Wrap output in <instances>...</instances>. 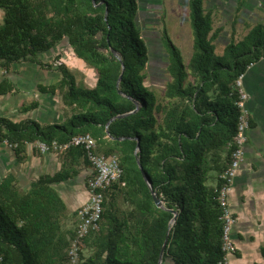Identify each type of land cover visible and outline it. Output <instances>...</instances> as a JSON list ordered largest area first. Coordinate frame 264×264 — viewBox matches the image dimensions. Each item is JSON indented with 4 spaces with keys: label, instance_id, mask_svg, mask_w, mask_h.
Here are the masks:
<instances>
[{
    "label": "trees",
    "instance_id": "1",
    "mask_svg": "<svg viewBox=\"0 0 264 264\" xmlns=\"http://www.w3.org/2000/svg\"><path fill=\"white\" fill-rule=\"evenodd\" d=\"M140 2L0 0L2 67L22 60L42 64L40 53L68 40L97 74L93 88L79 87L67 65L45 63L61 74L51 89L61 92L71 115L46 126L0 116V140L17 142L14 149L20 153L28 142L63 143L89 132L100 152L119 154L123 174L104 192L99 227L83 238L78 264H159L167 236L162 264H218L224 255L220 175L230 164V143L238 132L235 81L259 57L264 30L254 29L218 52L217 2L205 7V0H187L193 52L186 63L163 27L168 78L158 90L146 83L151 56L138 22ZM120 114L127 115L107 129ZM83 160L92 167L85 148L73 146L59 172L40 177L28 189L12 173L0 181V264H74L69 248L77 234V213L88 199L73 213L55 184L73 177ZM138 160L168 209L156 205ZM172 210L179 215L169 231Z\"/></svg>",
    "mask_w": 264,
    "mask_h": 264
},
{
    "label": "crops",
    "instance_id": "2",
    "mask_svg": "<svg viewBox=\"0 0 264 264\" xmlns=\"http://www.w3.org/2000/svg\"><path fill=\"white\" fill-rule=\"evenodd\" d=\"M221 1V9L218 7L214 13V17L219 13L223 18L218 52H223L232 40L239 43L254 29L264 30V0ZM258 54L245 76V87L251 96V128L245 161L231 195L237 218L233 231L237 251L230 256L229 264H264V48ZM54 74L55 70L43 61L40 64L22 60L8 68L0 65V116L17 123L33 119L43 126L64 123L71 114L65 113L67 106L61 92L51 89L61 78V74ZM58 95H61L60 103L56 99ZM64 159L65 153L43 154L29 146L17 153L0 140V181L12 173L17 184L28 189L40 177L59 172ZM75 169L77 173L73 177L55 184L73 213L87 201L88 179L94 174V169L84 160Z\"/></svg>",
    "mask_w": 264,
    "mask_h": 264
},
{
    "label": "built area",
    "instance_id": "3",
    "mask_svg": "<svg viewBox=\"0 0 264 264\" xmlns=\"http://www.w3.org/2000/svg\"><path fill=\"white\" fill-rule=\"evenodd\" d=\"M249 67L250 65L246 68V71ZM246 71L242 72L235 81V88L238 92L236 100L239 111L238 132L230 143L232 148L230 164L220 175L217 199L222 223L221 247L224 255L218 264H229L230 256L237 251V244L233 237L237 218L232 209L231 195L234 190L235 179L245 161V147L248 140V132L251 128V112L249 108L251 96L245 87ZM10 146L16 148L18 143H10ZM27 146L36 148L43 154L53 151L65 153L73 146H82L86 150L87 158L92 165V169H94V174L88 179L89 198L87 203L77 213V234L71 240L69 248L72 263L78 264L83 238L91 230L99 227V220L103 211L104 192L115 181H118L123 174L119 154L100 152L96 138L89 132L75 134L70 140L63 143L58 140H53L51 144L36 141L34 143L28 142Z\"/></svg>",
    "mask_w": 264,
    "mask_h": 264
},
{
    "label": "rangeland",
    "instance_id": "4",
    "mask_svg": "<svg viewBox=\"0 0 264 264\" xmlns=\"http://www.w3.org/2000/svg\"><path fill=\"white\" fill-rule=\"evenodd\" d=\"M146 1L142 0V2H140L141 8L138 17V22L141 27H143V35L150 47L151 60L149 62V68L151 76L148 78L146 83L153 84V87L158 88L159 90L164 87L168 78V55L161 42V31L165 26L168 28L171 37L182 50L185 62L189 63L193 52V34L189 20L190 13L187 0H160V2L158 0ZM216 2L219 9H221V0H215L213 3H207V0H205V7H213ZM2 14L3 12L0 11V17ZM213 18L216 28L223 24V18L219 13L217 16H213ZM218 45L219 44L217 43V46ZM219 52L222 51L219 50ZM39 56L45 63H51L56 66L61 63L67 65L76 76L77 82L80 85L79 87L84 86L93 88L96 85L97 74L95 69L88 66L83 60L74 54L68 40L63 41L61 44L55 46L49 51L40 53ZM54 70L56 72V74H54L55 76L60 74L57 69ZM189 79L193 80L192 77ZM161 91L162 90H160V93H162ZM56 99L60 103L61 95L56 96ZM65 113L69 116L71 114V109L65 107ZM59 155L62 156L63 153H59ZM74 219L75 218L71 219V224L75 222Z\"/></svg>",
    "mask_w": 264,
    "mask_h": 264
},
{
    "label": "water",
    "instance_id": "5",
    "mask_svg": "<svg viewBox=\"0 0 264 264\" xmlns=\"http://www.w3.org/2000/svg\"><path fill=\"white\" fill-rule=\"evenodd\" d=\"M94 1H95V0H94ZM107 12H108V10L106 11V17H107ZM113 52H114V53L120 58L118 52H117L115 49H113ZM122 64H123V70H124V69H125V65H124L123 62H122ZM122 78H123V73H122V74L120 75V77H119V80H118V83H117L118 87H119V85H120V82H121ZM139 107H140V106H139V103H138V104H137V108H136L134 111H137V110L139 109ZM125 115H127V114H120V115H116V116H114L113 118H111V119L109 120V122L107 123V129H108L109 125H110L114 120H116L117 118L124 117ZM107 132H108V130H107ZM111 138H113V137H111ZM124 138H125V137H119V138H117V139H119V140H123ZM139 148H140V140L138 139V146H137L136 152L139 150ZM138 162H139L140 168H141V170H142L143 176H144L145 180L147 181V183H148L149 186H150V189H151V192H152V195H153V198H154V201H155L156 205H157L159 208L168 209V208L166 207L165 202L163 201V199L159 196V194L157 193V191H156L155 189H153L152 184H151V182H150V179H149L147 173L145 172V170L143 169V166L141 165V162H140L139 160H138ZM172 212H173V214H174V217L172 218V220H171V222H170L169 231H170L171 226L174 224V222L176 221V219H177V217H178V215H179V212H178L177 210H172ZM168 234H169V233H168ZM167 245H168V236H167V238H166V240H165V242H164V244H163V246H162V249H161L160 259H159V264H162V263H163V256H164V252H165V250H166Z\"/></svg>",
    "mask_w": 264,
    "mask_h": 264
},
{
    "label": "clouds",
    "instance_id": "6",
    "mask_svg": "<svg viewBox=\"0 0 264 264\" xmlns=\"http://www.w3.org/2000/svg\"><path fill=\"white\" fill-rule=\"evenodd\" d=\"M6 142V141H5ZM8 144V143H7ZM10 145V144H9ZM12 147V146H11Z\"/></svg>",
    "mask_w": 264,
    "mask_h": 264
}]
</instances>
